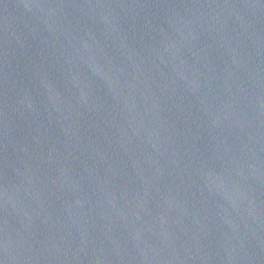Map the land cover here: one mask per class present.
<instances>
[{
    "label": "water",
    "instance_id": "obj_1",
    "mask_svg": "<svg viewBox=\"0 0 264 264\" xmlns=\"http://www.w3.org/2000/svg\"><path fill=\"white\" fill-rule=\"evenodd\" d=\"M0 264H264V129L90 0H0Z\"/></svg>",
    "mask_w": 264,
    "mask_h": 264
}]
</instances>
